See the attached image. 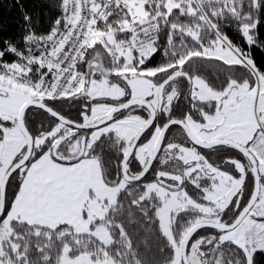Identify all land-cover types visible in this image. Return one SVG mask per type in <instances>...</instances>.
<instances>
[{
	"label": "snow or ice",
	"instance_id": "6c2138e0",
	"mask_svg": "<svg viewBox=\"0 0 264 264\" xmlns=\"http://www.w3.org/2000/svg\"><path fill=\"white\" fill-rule=\"evenodd\" d=\"M12 7L0 264H264V0Z\"/></svg>",
	"mask_w": 264,
	"mask_h": 264
},
{
	"label": "trees",
	"instance_id": "16d2710c",
	"mask_svg": "<svg viewBox=\"0 0 264 264\" xmlns=\"http://www.w3.org/2000/svg\"><path fill=\"white\" fill-rule=\"evenodd\" d=\"M18 16L17 10L12 7V0H3L0 5V18L11 24L12 20Z\"/></svg>",
	"mask_w": 264,
	"mask_h": 264
}]
</instances>
